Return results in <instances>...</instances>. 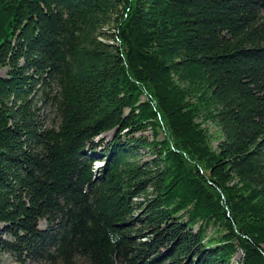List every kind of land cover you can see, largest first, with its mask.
Masks as SVG:
<instances>
[{
  "label": "trees",
  "instance_id": "trees-1",
  "mask_svg": "<svg viewBox=\"0 0 264 264\" xmlns=\"http://www.w3.org/2000/svg\"><path fill=\"white\" fill-rule=\"evenodd\" d=\"M2 67L0 256L264 264V0H0Z\"/></svg>",
  "mask_w": 264,
  "mask_h": 264
},
{
  "label": "rangeland",
  "instance_id": "rangeland-1",
  "mask_svg": "<svg viewBox=\"0 0 264 264\" xmlns=\"http://www.w3.org/2000/svg\"><path fill=\"white\" fill-rule=\"evenodd\" d=\"M5 70H6L5 67L0 68V74L1 75H4L5 74ZM43 110H44V112H45L46 115L52 116V112L50 110H46L45 107H44ZM206 126H207L206 128L208 130V133L213 138V140H212L213 141V144L215 145L216 142H217V139H218V137L220 135V131L217 128V125H215L213 123L206 124ZM139 133H141V132H139ZM139 133H137V134H139ZM145 133L148 135V134H150V131L147 130V131H145ZM112 134H113V130H110V131H107L105 133H102L97 138V141L98 142H101V140H103V139L105 141V140L109 139L112 136ZM100 163H101V161L95 162V166L99 165ZM137 199H141V197H138ZM40 224H41V226H43L45 224V222L44 221H41ZM1 225H2V223L0 222V226ZM0 264H15V263L12 260V258H10V256H8L6 253H4V254H1V256H0ZM26 264H43V263L38 262V261H30V262L28 261Z\"/></svg>",
  "mask_w": 264,
  "mask_h": 264
},
{
  "label": "water",
  "instance_id": "water-1",
  "mask_svg": "<svg viewBox=\"0 0 264 264\" xmlns=\"http://www.w3.org/2000/svg\"><path fill=\"white\" fill-rule=\"evenodd\" d=\"M110 264H121L120 262H118V261H113L112 263H110Z\"/></svg>",
  "mask_w": 264,
  "mask_h": 264
}]
</instances>
